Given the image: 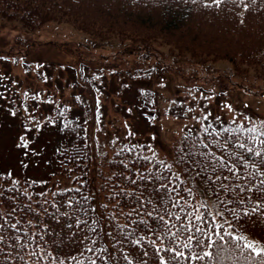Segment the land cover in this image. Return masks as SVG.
Here are the masks:
<instances>
[{
	"label": "snow or ice",
	"instance_id": "obj_1",
	"mask_svg": "<svg viewBox=\"0 0 264 264\" xmlns=\"http://www.w3.org/2000/svg\"><path fill=\"white\" fill-rule=\"evenodd\" d=\"M228 3L245 11L249 7L246 0H207L203 6ZM193 98L212 99L203 93ZM197 107L201 115L192 119L200 127L184 125L174 156L169 151L167 159L161 158L151 144L136 143H125L116 153L119 159L112 163L119 170L111 184L114 203L108 218L122 239L88 217L94 209L88 206L83 184L48 187L47 180L38 185L11 172L0 177L5 181L0 183V264H264V243L245 235L249 228L264 232V117L237 113L227 103L221 111L232 113L228 120L199 103L184 108L182 115L187 118ZM67 111L61 109L59 116ZM29 119L39 129L35 116L29 113ZM72 124L66 120L63 129L77 132L74 145L76 140L82 143L85 138L79 133L86 129H73ZM19 141L18 147H29L23 135ZM74 163L81 166L75 156L61 159L62 173H72L68 165ZM75 179L83 180V175ZM77 232L85 233L79 241ZM69 234L81 245L74 255L64 253ZM104 237H113V243Z\"/></svg>",
	"mask_w": 264,
	"mask_h": 264
},
{
	"label": "rangeland",
	"instance_id": "obj_2",
	"mask_svg": "<svg viewBox=\"0 0 264 264\" xmlns=\"http://www.w3.org/2000/svg\"><path fill=\"white\" fill-rule=\"evenodd\" d=\"M0 23V47L10 51L5 46L23 29L14 22L10 25L0 19ZM44 24L32 29L24 41L13 42L14 55L0 54V174L5 170L59 185L71 180L54 157V150L65 140L56 127L64 108L68 109L65 116H78L89 132L92 172L102 164L103 154L126 140L151 144L158 155L168 158L184 125H199L192 119L201 115L199 107L187 118L182 115L184 108L197 103L208 104L214 116L224 119L227 113L232 116L227 108L223 109L226 115L222 114L221 105L226 103L237 113L264 117V91L233 86L230 78L234 75L226 69L230 65L226 59L192 66L165 55V42L151 41L147 47L129 38L97 39L67 22ZM145 87L156 90L154 103L138 94ZM201 93L212 99L193 98ZM143 102L145 106L140 107ZM181 103L183 107L178 106ZM13 110L16 116L11 115ZM29 113L39 121V129ZM26 127L32 131L26 132ZM22 135L29 142L27 149L18 147Z\"/></svg>",
	"mask_w": 264,
	"mask_h": 264
},
{
	"label": "trees",
	"instance_id": "obj_3",
	"mask_svg": "<svg viewBox=\"0 0 264 264\" xmlns=\"http://www.w3.org/2000/svg\"><path fill=\"white\" fill-rule=\"evenodd\" d=\"M205 2L207 0H197L196 3L192 0H0V19L8 21L10 25L14 22L23 29L24 35H15V42L24 41L35 31L32 29L43 27L47 21L67 22L97 39L129 38L147 47L151 41L159 44L165 42L168 43L165 55L179 57L192 66L226 59L230 63L226 69L234 75L230 78L233 86L241 91H248L251 86L254 87L251 89L253 92L264 91V0H246L249 5L247 11L231 3L205 8ZM27 31H30V34ZM29 41L35 42L33 38ZM13 42L5 46L10 53H4L12 54ZM154 68H150L148 74H151ZM138 94L150 103L155 102V89L145 87L140 89ZM144 104L143 102L139 106H145ZM225 115L226 113L223 114ZM226 117L225 120L231 119L228 113ZM66 120L73 121V129H86L76 115L63 117L61 123L56 126L65 136V140L54 150V157L60 161L75 156L76 162L81 164L80 167L75 163L68 165L74 169L72 173L67 172L73 178L60 187H78L83 184L82 191L89 196L88 206L94 209L88 213V217L98 219L104 230L114 233L115 239H122L119 233L114 231L113 221L108 218L114 203L110 196L111 184L115 182L114 173L119 170L112 162L119 159L116 153L123 144L145 143L123 141L109 154H103L102 164L92 172L88 167L92 158L89 132L87 129L81 131L79 135L85 139L82 143L76 140L74 145L73 138L77 136V132L63 129ZM195 127L198 129L200 125ZM185 131H181L172 143L173 156L181 145ZM145 151L147 152L146 149ZM7 173L9 172L4 170L0 177L6 176ZM81 175L83 180L75 179ZM13 177L24 178L14 174ZM27 178L36 180L38 185L44 180ZM0 183L5 181L0 179ZM52 185L54 184H48V187ZM212 203L213 201L209 202L210 207ZM105 205L108 207L105 208ZM123 219L121 216V222ZM245 234H249L259 243H264V232L259 228H249ZM83 235L85 233L77 232L75 241L81 240ZM70 236L71 234L65 240L64 253L74 255L80 251L81 245L71 241ZM104 240L106 243H113V237H104ZM128 250L125 247V251ZM117 254L119 255V252ZM129 258L132 259L131 256ZM120 264L125 262L121 260Z\"/></svg>",
	"mask_w": 264,
	"mask_h": 264
},
{
	"label": "crops",
	"instance_id": "obj_4",
	"mask_svg": "<svg viewBox=\"0 0 264 264\" xmlns=\"http://www.w3.org/2000/svg\"><path fill=\"white\" fill-rule=\"evenodd\" d=\"M1 28H2V25H1V23H0V31H1ZM18 35H24V34H23V33H19ZM1 36H2V35H1ZM1 36H0V37H1ZM3 47H4V46L0 47V54H1V53H4V51H6V50L3 49ZM8 53H10V52L8 51Z\"/></svg>",
	"mask_w": 264,
	"mask_h": 264
}]
</instances>
